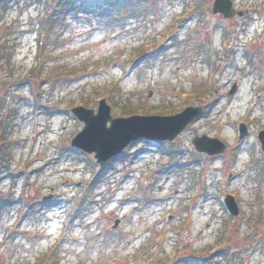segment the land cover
<instances>
[{
	"label": "rangeland",
	"instance_id": "rangeland-1",
	"mask_svg": "<svg viewBox=\"0 0 264 264\" xmlns=\"http://www.w3.org/2000/svg\"><path fill=\"white\" fill-rule=\"evenodd\" d=\"M57 1H0V264H264V184L245 165L264 122V0H234L254 12L235 21L213 14V0H126L65 15L42 47ZM178 19H189L181 32ZM175 31L209 51L170 46ZM224 33L238 45L225 73ZM225 79L240 88L224 103ZM179 89L207 113L173 142H133L90 186L100 166L71 146L84 126L71 108L96 111L106 97L114 117L171 114L187 106ZM241 122L251 133L240 158L195 150L208 134L231 153ZM256 172L264 179L263 163Z\"/></svg>",
	"mask_w": 264,
	"mask_h": 264
},
{
	"label": "water",
	"instance_id": "water-1",
	"mask_svg": "<svg viewBox=\"0 0 264 264\" xmlns=\"http://www.w3.org/2000/svg\"><path fill=\"white\" fill-rule=\"evenodd\" d=\"M213 12L222 13L226 18L243 14V11L234 8L232 0H214ZM203 110L204 106H188L175 114H134L127 117H113L110 104L106 98H102L97 112L83 105L71 108L72 113L84 122L83 129L74 136L71 145L87 153H94L97 162L104 165L137 139L174 140ZM247 134V126L242 123L240 138H244ZM259 137L264 145V131L260 132ZM193 143L197 151L209 155L222 154L226 150V145L220 138L207 134L196 136ZM225 202L231 214H239V206L234 196L227 195ZM118 222L116 221L113 227Z\"/></svg>",
	"mask_w": 264,
	"mask_h": 264
},
{
	"label": "flooded vegetation",
	"instance_id": "flooded-vegetation-1",
	"mask_svg": "<svg viewBox=\"0 0 264 264\" xmlns=\"http://www.w3.org/2000/svg\"><path fill=\"white\" fill-rule=\"evenodd\" d=\"M199 5L202 7L201 2L197 4V8ZM234 6L237 8L235 3H234ZM244 11L245 12L243 15H235L233 18H230V19L224 18V21H235L237 19L247 20V17L249 14L250 15L254 14V12L250 9H245ZM216 15L219 17H223L222 14H216ZM188 21H189V19H178V22H174L173 24L177 25V31L181 32L179 27L180 26H186ZM177 31H175V33L173 35L169 36L168 41L171 42L170 46L176 47V46H179L181 43H187V42L191 46L192 44L190 43V41H192V43H193V39L192 38L190 39V36H187V37H183V39H182L183 42H181L179 39L180 38L179 34H178L179 32H177ZM262 38H264V29L262 32ZM198 41H196L195 44L192 45V50H190V54H193V55L196 53L205 54L207 51H209L208 47H207L208 39H203V40H198ZM223 42H224L223 44H224V73H225L226 69H229L230 65L233 69L238 67L237 64H235V65L233 64L234 61L232 59V57L235 56V51H233V50L237 49L238 45L237 44H233V45L228 44L229 35L227 33H224ZM263 44H264V41H263ZM163 49H164V47H163ZM184 55H187V54L184 52ZM224 84H226V86H227V89L224 88V103H225V102H229V100L231 98H233L234 96H236L238 94L240 84L237 80L229 81L228 79L224 80ZM179 96H183L182 98H178V100L183 99L185 105H202V104H204L206 106L209 104L206 99L204 100V102H202L200 104H196V103L194 104L193 97L191 95L186 94L183 90H180ZM248 130H249V134H248V136H249L251 133L249 127H248ZM261 131H264V122L261 124L256 135L254 136L256 139L255 149L250 148L249 151H247L248 158L245 161V165L248 168H250V167L252 168L254 175H255V177L252 179V181L255 182V184H257V185H259L261 183L264 184V179L260 178V176L256 172L258 169V166H260L262 163L264 164V148H263L262 142L260 141V138H259V133ZM244 140L245 139H242V140L238 139L237 144L235 146H233V151L231 153L229 152L228 143L226 141H224L227 145V150L224 152V158L227 157L229 154H230L229 159L233 158V157L238 159L241 156H243V154L245 153V150L242 149V146H243L242 143L244 142ZM227 178L229 181H233V180H235V178H237V176L235 177L234 173L230 171L228 173Z\"/></svg>",
	"mask_w": 264,
	"mask_h": 264
},
{
	"label": "trees",
	"instance_id": "trees-1",
	"mask_svg": "<svg viewBox=\"0 0 264 264\" xmlns=\"http://www.w3.org/2000/svg\"><path fill=\"white\" fill-rule=\"evenodd\" d=\"M126 0H58L57 1V5H56V15L50 19L49 21H46L44 23V38L41 41V45L43 47H47L48 46V42L50 41L51 37H58L57 39H59L61 36V34L58 36L56 35V30L54 29L56 26H62L64 24V17L65 15L71 13V12H78L80 13L81 11H84L88 14H92L94 12H99L101 11V13H107L110 9L114 8L115 6H119L120 5L123 6V3ZM77 4H79L80 6H78ZM107 11V12H106ZM50 38V39H48ZM112 163V162H111ZM110 163V164H111ZM108 164V165H110ZM108 165H105L103 167H100L99 171L96 172L94 174V177L91 180V185L93 188L96 185L95 183L101 178V176H103V174L105 173ZM88 192L86 193L84 200L82 202H80L78 204V209L77 212H75L76 214L80 213V210H82L84 207L87 209V196H88ZM53 200V199H52ZM1 202H9L12 203L11 199H8V201L6 199L2 200ZM45 203L47 202H41L40 206H43ZM49 203H52V201H50ZM83 207V208H82Z\"/></svg>",
	"mask_w": 264,
	"mask_h": 264
}]
</instances>
